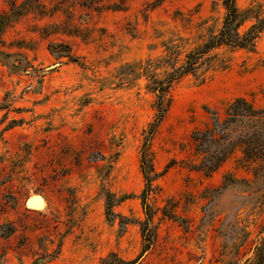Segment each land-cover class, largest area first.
Masks as SVG:
<instances>
[{
    "label": "rangeland",
    "instance_id": "obj_1",
    "mask_svg": "<svg viewBox=\"0 0 264 264\" xmlns=\"http://www.w3.org/2000/svg\"><path fill=\"white\" fill-rule=\"evenodd\" d=\"M154 1L0 0V16L16 14L0 34V264L140 255V159L155 96L148 77L119 74L166 59L173 44L181 58L224 16L221 0ZM236 3L264 11V0ZM217 53L226 66L175 83L148 141L154 236L135 264H245L242 236L264 238V162L235 149L205 176L213 144L194 134L236 97L264 109V34L253 51Z\"/></svg>",
    "mask_w": 264,
    "mask_h": 264
},
{
    "label": "trees",
    "instance_id": "obj_2",
    "mask_svg": "<svg viewBox=\"0 0 264 264\" xmlns=\"http://www.w3.org/2000/svg\"><path fill=\"white\" fill-rule=\"evenodd\" d=\"M162 2L163 0H155L153 6L160 5ZM221 4L224 16L220 29L217 32L209 31L207 35L202 36L200 42L185 52L181 58L179 46L173 44L166 47V51L169 52L166 59L155 62L148 59L143 65H128L119 74L120 79L124 80L138 75L149 78L146 88L155 96L156 114L145 137L140 159V169L145 182L140 197L145 215L144 220L139 222L140 236L143 241L142 251L133 261L126 262L115 255H110L102 261L103 264H135L140 256L152 246L154 227L152 212L147 204L152 176L150 175V166L145 158V150L156 127L167 112L170 104L169 91L172 86L186 76L202 77L216 67H225L226 63L219 57L217 50L228 48L253 51L257 41L264 34V11L260 4L249 5L244 9L237 6L236 0H221ZM15 16L14 13L0 16V34L10 19ZM59 47L61 49L58 51L59 56L74 60L69 54L67 45L60 44ZM164 66L169 70L165 71L162 76L153 72ZM136 68L141 72L135 73ZM2 108L4 107L0 105V109ZM209 114L210 121L205 124L204 128H196L194 131L195 135H207L213 144V149L208 147L205 151L207 163H204L203 167L199 169L205 176L214 172L235 149L240 150L245 161L264 162V109L255 108L244 97H236L226 105L222 115L216 110L209 111ZM263 231L264 227L260 229L259 233ZM247 238L248 234L245 233L238 246L246 250L241 252L238 251V248L236 255L243 256L251 253V257L246 260L245 264H264V238L259 241H246ZM245 242L247 243L244 244ZM238 261L239 259L236 258L229 264H238Z\"/></svg>",
    "mask_w": 264,
    "mask_h": 264
}]
</instances>
